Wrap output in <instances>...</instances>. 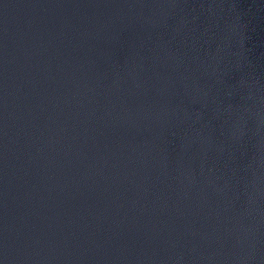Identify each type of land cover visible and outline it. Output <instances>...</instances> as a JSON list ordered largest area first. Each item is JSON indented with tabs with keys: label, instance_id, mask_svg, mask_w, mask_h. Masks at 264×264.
Wrapping results in <instances>:
<instances>
[{
	"label": "water",
	"instance_id": "water-1",
	"mask_svg": "<svg viewBox=\"0 0 264 264\" xmlns=\"http://www.w3.org/2000/svg\"><path fill=\"white\" fill-rule=\"evenodd\" d=\"M0 264H264V0H0Z\"/></svg>",
	"mask_w": 264,
	"mask_h": 264
}]
</instances>
